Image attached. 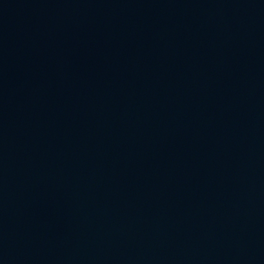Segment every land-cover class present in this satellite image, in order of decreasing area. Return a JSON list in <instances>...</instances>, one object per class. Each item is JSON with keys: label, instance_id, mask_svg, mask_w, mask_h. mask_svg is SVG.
Here are the masks:
<instances>
[{"label": "water", "instance_id": "95a60500", "mask_svg": "<svg viewBox=\"0 0 264 264\" xmlns=\"http://www.w3.org/2000/svg\"><path fill=\"white\" fill-rule=\"evenodd\" d=\"M0 264H264V0H0Z\"/></svg>", "mask_w": 264, "mask_h": 264}]
</instances>
